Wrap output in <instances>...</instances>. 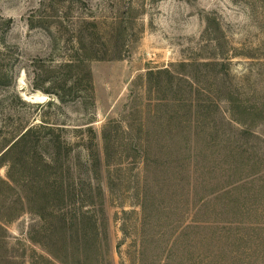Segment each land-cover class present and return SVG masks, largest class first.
<instances>
[{
  "label": "rangeland",
  "instance_id": "1",
  "mask_svg": "<svg viewBox=\"0 0 264 264\" xmlns=\"http://www.w3.org/2000/svg\"><path fill=\"white\" fill-rule=\"evenodd\" d=\"M31 126L0 162V264L48 256L38 210L97 187L110 264H264V0H0V155Z\"/></svg>",
  "mask_w": 264,
  "mask_h": 264
},
{
  "label": "trees",
  "instance_id": "2",
  "mask_svg": "<svg viewBox=\"0 0 264 264\" xmlns=\"http://www.w3.org/2000/svg\"><path fill=\"white\" fill-rule=\"evenodd\" d=\"M74 62L76 63V65H72L73 61L68 60L66 63H64V65L77 66L82 68V66H80L79 64H84L86 60L85 58L82 60L74 59ZM207 64L204 63V65ZM85 70H87L86 75L89 88H92L90 82V75L88 74L89 70L87 67H85ZM164 71L167 72L166 69ZM160 72L161 71L157 73ZM152 73L153 72L150 71L149 74ZM56 97L60 101H63V97L61 94L56 93ZM234 104L235 103L232 102V106H235ZM241 113L244 114L245 110H243ZM38 127L40 129L48 131L49 133H52L54 130L49 125H39ZM36 130L37 128L35 126L26 128L24 132H22L21 135L6 149V151L2 155H0V162L5 158L7 154L13 151L16 147H18L21 142H23L27 137L31 135V133H34ZM81 146L85 150L87 156L85 167L87 169L88 175L90 179L95 177L97 178L98 176H100V157L98 146L92 141L91 138L82 142ZM71 149L73 148L68 143L64 145L55 143L54 150L56 153H54V155H51L50 159L48 161H45L43 165L50 167L47 168L51 170L56 168L57 158H60V155H62L64 156V160H67ZM35 170L38 171L36 167L34 168V171ZM0 183L4 182L1 180ZM49 191L51 193L53 192L52 186L49 187ZM101 193L102 191L100 190V187H97L98 198L93 199V195L86 194L88 195L89 199H86L84 201V204L89 206V208L76 210L72 215H68L67 212H60L56 213L52 220L51 218L46 220L45 213L43 211L38 210V214L44 221V223H42L41 228L36 231L34 235L29 236V240L31 242L40 243L41 246L45 248L44 251L48 256H42L41 254L34 255L31 258L30 264H38L39 262L54 264L53 259L56 260L58 264H71V262L69 261L70 258L73 259L76 264H90L92 259H90V255L88 254V252L92 248L93 251L96 252V256L94 259L95 264H110V261L112 260L111 251L108 242L105 239V237L108 236V227L106 224L107 215L106 210L103 207V198H101ZM19 199L23 200L22 198ZM27 200L29 199L24 198V201L27 202ZM70 206L71 205L69 203V209H71ZM96 207L98 209H96ZM141 210L143 216H145V197L142 200ZM41 238H49L51 243H49V241L44 243ZM35 256H37V258ZM48 257H50V259Z\"/></svg>",
  "mask_w": 264,
  "mask_h": 264
}]
</instances>
